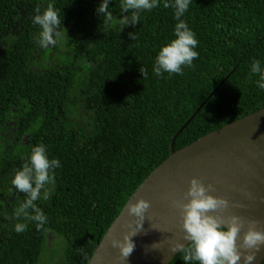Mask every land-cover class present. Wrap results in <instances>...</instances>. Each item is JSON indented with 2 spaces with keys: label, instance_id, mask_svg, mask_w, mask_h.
I'll return each mask as SVG.
<instances>
[{
  "label": "trees",
  "instance_id": "trees-1",
  "mask_svg": "<svg viewBox=\"0 0 264 264\" xmlns=\"http://www.w3.org/2000/svg\"><path fill=\"white\" fill-rule=\"evenodd\" d=\"M100 3L0 0V264H87L181 126L174 150L264 106L250 73L253 59L264 61V0H192L183 19L199 57L182 74L159 77L153 66L175 38L174 9L162 2L124 26L121 0H110L113 20L105 27ZM50 4L62 18L61 35L43 49L31 18ZM38 143L62 167L51 198L37 202L48 224L37 230L29 222L17 233L13 213L26 197L11 180ZM183 254L168 264H184Z\"/></svg>",
  "mask_w": 264,
  "mask_h": 264
},
{
  "label": "clouds",
  "instance_id": "clouds-1",
  "mask_svg": "<svg viewBox=\"0 0 264 264\" xmlns=\"http://www.w3.org/2000/svg\"><path fill=\"white\" fill-rule=\"evenodd\" d=\"M162 2L165 8L174 9L173 17L177 22L173 29L175 38L164 44L155 57L153 70L158 77L164 73L182 74L183 68L191 66L199 57L196 33L183 19L192 0H121L120 12L123 15L119 20L124 26L135 25L141 21L142 12H150L160 7ZM109 9L110 0H101L96 9L97 14L105 18V27L113 20V13ZM31 19L32 24L40 28L37 41L39 47L47 49L57 46L62 25L59 11L50 4L42 12L36 9ZM129 35L135 37V33ZM250 73L258 76L255 83L260 90H264V61L253 59ZM61 167L60 159L51 157L48 147L38 143L32 146L30 154L15 170L11 185L16 192L26 197L13 213L15 232H24L29 222H35L37 230H43L48 224V217L37 202L51 198L56 179L55 170ZM212 189L211 184L205 185L202 180L192 177L185 200L174 202L181 209L182 228L187 242L173 246V252L178 249L184 253V264H252L256 251L264 245V227L258 226L261 223L258 220L248 221L242 242L238 243L241 230L245 228V220L235 214L228 217L220 215V211L228 207L229 201L213 195ZM149 207L150 202L143 197L128 204L129 213L138 218V229L142 227ZM136 233L133 231L131 235L126 234L123 241H112L114 246L119 247L124 259L135 247L131 237Z\"/></svg>",
  "mask_w": 264,
  "mask_h": 264
},
{
  "label": "water",
  "instance_id": "water-1",
  "mask_svg": "<svg viewBox=\"0 0 264 264\" xmlns=\"http://www.w3.org/2000/svg\"><path fill=\"white\" fill-rule=\"evenodd\" d=\"M182 127L171 138L170 153L137 185L105 229L87 264H168L179 252H173V246L187 242L181 209L174 202L185 200L192 177L211 184L213 195L229 201L220 215L235 214L245 220L238 243L242 242L248 221L258 220V226L264 227V107L174 150L175 137ZM139 197L150 202L140 229L136 225L138 218L128 211V204ZM133 231H137L131 237L135 247L124 259L112 241H123ZM263 260L264 245L256 251L252 264Z\"/></svg>",
  "mask_w": 264,
  "mask_h": 264
},
{
  "label": "rangeland",
  "instance_id": "rangeland-1",
  "mask_svg": "<svg viewBox=\"0 0 264 264\" xmlns=\"http://www.w3.org/2000/svg\"><path fill=\"white\" fill-rule=\"evenodd\" d=\"M51 240H53V239H51ZM48 247H50V244ZM46 255H47V251L44 252L43 257H45Z\"/></svg>",
  "mask_w": 264,
  "mask_h": 264
}]
</instances>
